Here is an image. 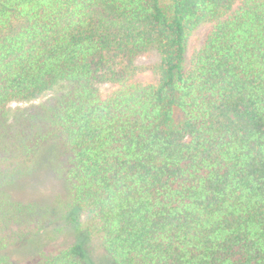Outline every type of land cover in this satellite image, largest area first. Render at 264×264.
<instances>
[{
  "label": "trees",
  "instance_id": "obj_1",
  "mask_svg": "<svg viewBox=\"0 0 264 264\" xmlns=\"http://www.w3.org/2000/svg\"><path fill=\"white\" fill-rule=\"evenodd\" d=\"M50 141L66 198L37 192ZM80 232L112 264H264V0H0V264H96Z\"/></svg>",
  "mask_w": 264,
  "mask_h": 264
},
{
  "label": "rangeland",
  "instance_id": "obj_2",
  "mask_svg": "<svg viewBox=\"0 0 264 264\" xmlns=\"http://www.w3.org/2000/svg\"><path fill=\"white\" fill-rule=\"evenodd\" d=\"M163 5L169 7V0H162ZM211 23H203L198 26L191 34L188 51H187V61L190 63L192 54L198 50L204 43L207 33L210 29ZM160 60L159 53L155 50L145 52L139 56L137 59V64L139 70L135 75V79L140 82H152L155 79V72L153 71V66L157 64ZM100 91L102 94L106 95L110 93L116 86L113 83H101ZM54 92L49 91L43 96L32 100L30 102H12L8 106L9 116L12 117L16 112L22 109H36L38 105L44 101L51 99ZM41 157V171L42 175L40 176V185L37 187V192L45 196H54V195H63L64 198L67 197L66 183L64 180V173L62 171V163L60 154L58 151L57 143L55 141L48 142L40 154ZM82 235V240L87 254L91 260L96 264H112L109 256L106 254L104 247L101 242L99 234L93 233L86 235L83 232H80ZM57 247V244L50 243L46 248ZM13 256L16 264H29L35 257L31 256L29 252H20Z\"/></svg>",
  "mask_w": 264,
  "mask_h": 264
}]
</instances>
